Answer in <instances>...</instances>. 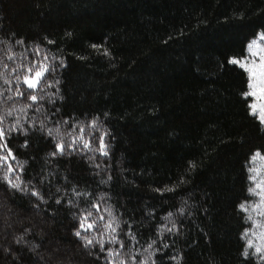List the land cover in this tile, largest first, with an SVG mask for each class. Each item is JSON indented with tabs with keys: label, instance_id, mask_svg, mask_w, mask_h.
<instances>
[{
	"label": "trees",
	"instance_id": "16d2710c",
	"mask_svg": "<svg viewBox=\"0 0 264 264\" xmlns=\"http://www.w3.org/2000/svg\"><path fill=\"white\" fill-rule=\"evenodd\" d=\"M261 33L264 0H0V264H263L264 125L229 63Z\"/></svg>",
	"mask_w": 264,
	"mask_h": 264
},
{
	"label": "snow or ice",
	"instance_id": "6c2138e0",
	"mask_svg": "<svg viewBox=\"0 0 264 264\" xmlns=\"http://www.w3.org/2000/svg\"><path fill=\"white\" fill-rule=\"evenodd\" d=\"M264 41V33L260 34L259 40H253L251 41L248 46V52L252 53L254 46H260V42ZM9 59H12V57H9ZM45 60L47 59V57L44 58ZM229 63L232 64H237L241 69L244 70V72L246 73L247 76V87H248V91H246L245 93H243L242 95L245 97V99H247L249 96H252L256 99H259L261 101V105L259 108V112H260V119L262 122H264V58L261 59V62L259 64H257L255 58H250L249 56H246L244 58V60H237V59H232L229 61ZM49 71V67L47 65H45L42 61H35L32 66L28 67L26 70V75L23 78V84L26 85L27 89H36L37 87H40L41 85V81L44 80L45 78V73H47ZM19 85H20V77H17V91L19 93V95L24 96L25 93L24 92H19ZM259 93V95H258ZM11 97H9L10 99ZM28 98L31 99L33 102H35L37 100V97L35 95H28ZM42 98V97H41ZM29 107H31V105H29ZM249 108L252 110L251 114L256 115L257 114V106L255 103V100L253 101V103L249 104ZM9 115H11V112L8 113ZM3 122V117H0V123ZM12 129H9L8 131L10 132ZM51 132V130H50ZM6 137V132L5 129L0 127V140H4ZM101 142H102V138H101ZM6 147V144L4 145ZM85 147H88L87 144H85ZM57 149L59 151H63L64 150V145L62 144H57ZM55 154V153H53ZM104 155H107V152L104 151L103 152ZM9 155H11V152L9 151ZM256 157H260V153H257L254 157H253V161L256 159ZM261 159H264V157H260ZM13 159H15V157H13ZM3 162H7V157L3 158ZM9 169L11 170V166L9 165ZM249 171H254V169H249ZM3 179L7 180L9 183H11V181L9 180L8 175L6 174ZM250 179L253 180L254 182L256 181L257 177L256 175L250 176ZM12 187H19V185L17 184H12ZM257 188H261V183H257L256 186L254 188H250L249 191L253 194V195H262L264 194V189H262V191L260 193H258L256 191ZM33 195H39L36 192L32 193ZM262 203H264V200H262ZM241 208H244V205H241ZM92 213L89 212L88 216H91ZM109 215H111V213H109ZM172 214L169 213V216H171ZM261 215H264V213H261ZM85 220L87 219V216L84 218ZM99 219L103 220L104 217H100ZM167 219V217H166ZM95 223V222H93ZM93 227V224H88L87 228H84V223L81 222V228L84 229V231H88L89 229H91ZM105 227L107 228H111V225H105ZM112 231L115 232L116 229L112 228ZM168 231H171V229H168ZM78 237L81 236V232L77 231L75 233ZM134 238V237H133ZM111 243H116L117 239L115 236L112 237V240L110 241ZM88 245L92 244L93 241L92 240H87L86 242ZM153 243H155V241H153ZM120 244V248L124 247V243L123 241L119 242ZM252 245L249 244V247H251ZM149 248L152 247L151 244L148 245ZM100 250L103 252L105 251L104 247H103V242H100ZM260 249L257 248V252H259ZM109 255H112V252L108 253ZM117 256L120 255L119 252L115 253ZM244 255H248L247 249L244 252ZM120 264H126V261L121 260Z\"/></svg>",
	"mask_w": 264,
	"mask_h": 264
},
{
	"label": "rangeland",
	"instance_id": "374dc122",
	"mask_svg": "<svg viewBox=\"0 0 264 264\" xmlns=\"http://www.w3.org/2000/svg\"><path fill=\"white\" fill-rule=\"evenodd\" d=\"M259 37L260 34L253 40H259ZM246 56L255 58L257 64H259L261 59L264 58V41L260 42V46H254L252 53H249L247 49ZM244 58L240 60H244ZM251 99L252 103L255 100L258 109L256 115L261 121L259 112L261 101L252 96ZM262 123L264 125V122ZM253 157L249 162V169H254V171H249V174L250 176L256 175L257 179L255 182L250 179V188H254L257 183H261V188L256 189V191L260 193L262 189H264V159H261L260 157H264V154H260V157H256L254 161ZM262 200H264V194L253 195L249 191V199L242 204L244 205V208L241 209L246 214L248 221V227L243 234L245 248L247 249L248 255L254 256L258 261L264 264V215H261V213H264V203H262ZM249 244L252 246L249 247ZM257 248L260 249L259 252H257Z\"/></svg>",
	"mask_w": 264,
	"mask_h": 264
}]
</instances>
